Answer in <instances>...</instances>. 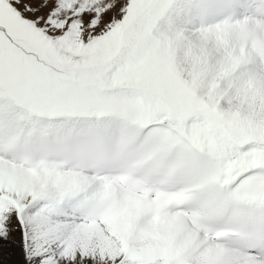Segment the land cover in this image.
Listing matches in <instances>:
<instances>
[{"label": "snow or ice", "instance_id": "6c2138e0", "mask_svg": "<svg viewBox=\"0 0 264 264\" xmlns=\"http://www.w3.org/2000/svg\"><path fill=\"white\" fill-rule=\"evenodd\" d=\"M0 264H264V0H0Z\"/></svg>", "mask_w": 264, "mask_h": 264}]
</instances>
